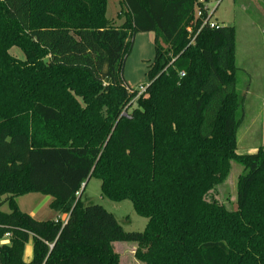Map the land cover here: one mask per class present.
<instances>
[{
	"label": "trees",
	"instance_id": "obj_1",
	"mask_svg": "<svg viewBox=\"0 0 264 264\" xmlns=\"http://www.w3.org/2000/svg\"><path fill=\"white\" fill-rule=\"evenodd\" d=\"M108 1L0 0V264H120L118 242L143 264H264V146L236 152L235 28L196 34L208 0H120L116 27ZM147 32L154 57L138 95L123 66ZM232 162L243 173L230 209L211 194ZM92 178L132 203L144 231L83 204ZM29 194L66 222L21 211Z\"/></svg>",
	"mask_w": 264,
	"mask_h": 264
},
{
	"label": "rangeland",
	"instance_id": "obj_2",
	"mask_svg": "<svg viewBox=\"0 0 264 264\" xmlns=\"http://www.w3.org/2000/svg\"><path fill=\"white\" fill-rule=\"evenodd\" d=\"M260 1V0H259ZM208 0L206 7L209 13L214 10L212 20L223 26H232L236 32L235 58L237 66L236 89L243 98V104L237 111L240 122L237 131V153L253 154L260 146H264V40L258 34L256 27H252L254 17H245L246 14L256 11L264 12V5L253 0ZM120 0H109L106 8V17L118 27L125 21L120 16ZM154 32L137 33L133 39L132 51L123 66V78L127 86L137 91L140 86L146 87L148 65L154 57ZM161 46L164 43L159 41ZM10 53L23 58L17 49ZM243 173L242 167L232 162L225 181L215 188L212 197L223 203L227 208L235 207L236 184L238 177ZM21 211L35 220H53L55 213L49 209L50 197L40 194H29L17 198ZM82 202L86 206L99 205L112 214L124 232H142L147 220L139 217L128 200L113 202L101 195L100 181L90 179L82 195ZM7 211V206H2ZM114 252L120 256V264H143L134 257L136 245L133 243H114ZM31 240L24 252V260L31 257Z\"/></svg>",
	"mask_w": 264,
	"mask_h": 264
},
{
	"label": "built area",
	"instance_id": "obj_3",
	"mask_svg": "<svg viewBox=\"0 0 264 264\" xmlns=\"http://www.w3.org/2000/svg\"><path fill=\"white\" fill-rule=\"evenodd\" d=\"M198 2L200 3V4H203V3H205V0H198ZM218 3H219V1H217ZM218 3H217V5H218ZM202 10L203 11H206V17L205 18H202V11L201 10H196V18H198V19H200L201 21V26H200V28L197 30V33L196 34H198L200 31H201V29L203 28V27H208V28H210V29H214V28H216L217 27V24L218 23H216L214 20H212V14H213V12L212 13H209V11H208V8L206 7V5H204V7L202 8ZM186 32H187V34L190 36V35H193V27H188L187 29H186ZM193 43V41H191L190 42V44H192ZM180 76H183V74H180ZM145 90H146V87H142V86H140L139 87V89L136 91L137 93H138V95H140V94H142V93H144L145 92ZM67 218V217H66ZM65 218V220H64V223L66 222V219ZM9 237V234H6L5 235V238H8Z\"/></svg>",
	"mask_w": 264,
	"mask_h": 264
},
{
	"label": "crops",
	"instance_id": "obj_4",
	"mask_svg": "<svg viewBox=\"0 0 264 264\" xmlns=\"http://www.w3.org/2000/svg\"><path fill=\"white\" fill-rule=\"evenodd\" d=\"M247 1V0H246ZM255 1V3L257 2V4L260 5H264V0H253ZM245 17H254L255 21L252 22L250 21V23H252L253 25H251L252 27H256L255 29L258 31L259 36L261 37L262 40H264V12H262L261 14H258L256 11H254L253 13L250 14H246L244 15ZM236 47V45H235ZM235 54H236V50H235ZM55 218L53 219H57V218H61L62 221L65 220L66 216H59L57 214H55ZM31 259V257L29 258V260ZM27 260V261H29Z\"/></svg>",
	"mask_w": 264,
	"mask_h": 264
},
{
	"label": "water",
	"instance_id": "obj_5",
	"mask_svg": "<svg viewBox=\"0 0 264 264\" xmlns=\"http://www.w3.org/2000/svg\"><path fill=\"white\" fill-rule=\"evenodd\" d=\"M88 182V180L82 185V187H81V192L83 191V189H84V187H85V185H86V183ZM81 192H80V194H81ZM80 196V195H79Z\"/></svg>",
	"mask_w": 264,
	"mask_h": 264
}]
</instances>
